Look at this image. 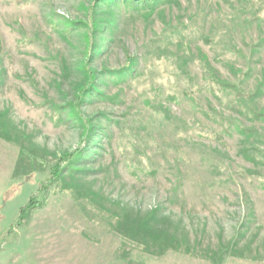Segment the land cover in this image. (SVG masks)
Here are the masks:
<instances>
[{"label":"rangeland","instance_id":"obj_1","mask_svg":"<svg viewBox=\"0 0 264 264\" xmlns=\"http://www.w3.org/2000/svg\"><path fill=\"white\" fill-rule=\"evenodd\" d=\"M92 3L0 0V264H264V0L102 6L89 74Z\"/></svg>","mask_w":264,"mask_h":264},{"label":"trees","instance_id":"obj_2","mask_svg":"<svg viewBox=\"0 0 264 264\" xmlns=\"http://www.w3.org/2000/svg\"><path fill=\"white\" fill-rule=\"evenodd\" d=\"M171 1L172 0H93V3L91 4V7H90V9L93 12H92L91 16H89L88 20L83 21V22L66 21L67 25H71V24L73 25V24H77V23L80 25L82 23V24L86 25L89 29L88 41H87L88 59H87L86 65H85L86 71H88L89 74H92L90 66H89L90 61L93 60V57L96 55L97 51L99 50V47L96 46V34L99 31V29L102 28L106 23V21L104 22V17L101 19V21H99L96 19V16H95L99 12V10L102 6H104L107 9H111V8L116 7L118 4H123V5H127L129 8H132V9L142 10L143 14L145 16H151L152 14H154L157 11L159 5H161L163 3H170ZM173 1L176 2L177 0H173ZM164 12L165 11H163L162 14ZM131 58L132 59L129 60V62L125 66V68H122V69L120 68V69H116L114 71H110L109 75L115 77L118 81H124L129 76L133 75V73H135V71H136V67H135L136 56L131 57ZM91 77H92V75H90L89 83L86 85H83L79 89L75 103L69 104L72 106H68L67 104H63V105H60L57 107L59 109L58 114L60 116L58 119H60V118L65 119L66 122H68V121L79 122L82 126V130H83V133L85 135L86 140H89L92 137L93 132L96 131V129L87 120V118L83 115V113L81 111V105L82 104H80V103H83L84 101H86L88 99V97L93 96V95L98 96V97H103L105 95L102 92V90L100 89V86L96 85L95 81H93ZM61 113H63L65 116H61ZM63 117H65V118H63ZM3 126H2V129H3ZM4 127H6V126H4ZM3 130L6 131V129H3ZM7 131H8V129H7ZM3 135L2 136L0 135V136L11 141L10 137H5V134H3ZM255 141H256V143H262L261 137H259V136H256ZM21 152H23V151H21ZM77 154H79V150H76V151L70 153L69 155H67L66 157H64L61 163H56L55 165H53L50 169V174H52L54 177H58L59 174L64 173V169H65L66 165L72 163V159H74L77 156ZM50 181L53 182L54 180L50 179ZM32 207H34V205L32 204V201L30 200L28 205H26L22 209L21 213L22 214L26 213ZM132 221H134V220H132ZM119 227H120V229H124V225H122V223L119 224ZM134 227L136 228V230H140V233L142 231H145V233L148 234V236L154 240H156L155 238H157V237L159 238V235L147 232V230L145 228V224L143 222V219H139ZM165 238L167 239V241L169 240L167 235H165ZM143 239H145V237ZM156 241H158V240H156Z\"/></svg>","mask_w":264,"mask_h":264}]
</instances>
